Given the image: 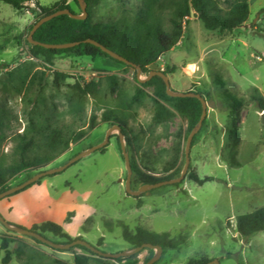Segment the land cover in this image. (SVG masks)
<instances>
[{
  "label": "rangeland",
  "instance_id": "374dc122",
  "mask_svg": "<svg viewBox=\"0 0 264 264\" xmlns=\"http://www.w3.org/2000/svg\"><path fill=\"white\" fill-rule=\"evenodd\" d=\"M61 1L76 14H83L75 0L40 3L51 6ZM219 1L227 8L226 0ZM185 4L186 0H103L91 10V17L124 27L134 25L139 15L148 12V21L160 24L167 32L174 31V21L181 23L177 48L157 65L168 72L174 91H193L206 99L208 112L191 148L188 174L214 179L198 185L187 175L178 186L165 185L143 196H132L126 191L125 161L116 137H112L118 135L115 130L103 151L43 181L53 182L50 192L57 197L66 190L73 194L67 211L58 210L50 217L53 220L40 212L15 211L11 206L20 192L0 200V214L8 222L32 229L54 221L72 238L82 237L110 254L134 249L123 238L125 228L132 234L143 228L169 233L173 239L186 238L179 248L163 251L154 264H190L205 259L219 264H264V231L245 239L236 230L238 216L264 207V112L251 102L253 95L264 98V0L249 1V19L234 33L206 31L193 11L178 20ZM37 20L32 10H18L0 1V68L5 67L0 74V107L12 118V130L0 144V169L7 175L6 185L12 188L29 179L26 173L10 176L7 170L17 160V135L39 114L41 125L49 116L87 131L80 142L44 170L62 167L104 142L112 127L104 122L105 117L118 113L136 139L130 155L140 168L156 172L158 179L180 176L186 162L187 121L176 113L165 123L154 121V89L144 88V96H135L138 84L133 66L107 57L67 56H58L53 65H47L42 58L33 57L28 37ZM56 71L67 76L60 86L55 85ZM147 77L142 73L140 79ZM78 82L87 83L83 103L72 101L80 94L74 89ZM225 91L244 100L245 107L232 114ZM92 122L95 128L90 130ZM234 157L237 164L230 162ZM138 189L134 186L133 190ZM69 216L71 222L66 223ZM3 239L8 242L6 249L0 250V264H75L76 255L87 258V264H147L156 255V250L144 249L126 259H115L80 248L56 250L0 222V248Z\"/></svg>",
  "mask_w": 264,
  "mask_h": 264
},
{
  "label": "trees",
  "instance_id": "16d2710c",
  "mask_svg": "<svg viewBox=\"0 0 264 264\" xmlns=\"http://www.w3.org/2000/svg\"><path fill=\"white\" fill-rule=\"evenodd\" d=\"M0 1L11 5L18 10H32L37 15L38 20L64 9H69L75 13L70 5L63 1L51 6L41 5L40 0ZM102 1L103 0H84L87 5L88 12V17L85 20L74 19L68 15H60L44 23L34 34V40L42 44H69L76 42H80V44L65 49H48L41 45L30 44V52L33 57L42 58L47 65H53L54 59L58 56L90 57L92 59L107 57L119 64L128 65L111 58L98 46L85 42L86 40L91 39L105 46L107 49L118 53L133 64L141 67L142 73L149 76L152 71V65L157 64L160 58L166 56L177 48V43L182 30L181 23L174 21V31L167 32L160 24L150 23L148 21V12H145L144 15H139L138 18H136L137 20L135 24L132 26L126 25L121 27L117 23L106 24L94 21L91 17V10L99 6ZM249 1L250 0H226L225 5L227 8H225L219 0H186L185 8L179 14L178 20L189 17L193 11L206 31L212 33H234L245 27L249 19ZM75 2L80 5L78 0H75ZM262 12L264 13V9ZM34 24L30 26V32ZM4 69L5 67L0 68V74ZM168 69L170 68L168 67ZM164 73L167 74L168 72L165 71ZM66 78L67 76L64 73L56 71L55 85L60 86V83L64 82ZM135 79L138 84L135 89V96H144V88L154 89V96L152 100L155 105V122L160 124L165 123L176 113L187 121L188 135L197 127L203 111L202 103L199 99L192 97L169 96L166 84L159 76H153L147 82H141L138 77ZM215 82L220 83L219 79H215ZM220 84L222 85L223 83ZM85 85H87L86 82L76 83L74 89L80 94L76 97L74 96L72 101L78 100L79 103H83ZM225 93L226 97L229 99L228 106L232 114L238 113L245 107L246 102L244 100L239 99L231 93H227V91H225ZM251 102L256 103L259 110L264 112V98L261 95H253L251 97ZM41 104L44 105V102H41ZM32 113L34 114V112ZM41 116H43V114ZM39 118L40 114L31 118V122L24 133L17 135V160L7 170V172L10 173V176L26 173L29 175L28 178L30 179L33 177V175H30L31 173L44 171L49 164L67 152L71 148L72 144L80 142L87 133L84 127L75 128L73 125H67V123L62 119L54 117L51 118L49 116L44 117L45 123L41 125L39 124ZM104 122L109 123L112 126L116 124L121 127L126 148L130 155V152L134 151V148L136 147V139L132 132L128 129L123 118L118 113H114L112 116H106ZM94 128L95 123L92 122L89 125V129L92 130ZM11 130L12 118L5 108L0 107V144L4 140L5 135L8 132H11ZM234 135L238 136V132H234ZM112 137H116L118 150L122 153V158L124 160L120 137L118 135ZM103 149L104 148L98 151H103ZM130 160L133 170V189L134 186H138L140 188L143 185L156 184L162 181L174 179V176L158 179L154 175L156 172L150 170L144 172L132 154L130 155ZM230 162L235 164L238 163L235 157L232 158ZM168 171L170 170H166L165 172ZM56 175L57 174L46 176L32 186L40 185L45 179ZM188 177L198 185H203L214 179L212 177L201 178L195 172L189 173ZM6 180L7 175L0 169V187L4 191L11 188L6 185ZM178 185L179 184H176L175 186ZM32 186H28L20 192L25 191ZM143 195L144 194L141 196ZM69 222H71L70 216L66 219V223ZM31 230L52 240L46 236L50 234L53 237L62 240V244H69L79 239L84 240L82 237L72 238L64 230L61 224L53 221L36 224ZM236 230L238 234L245 239L250 238L258 232L264 231V207L259 208L252 213L238 216ZM30 238L40 244H43L33 237ZM123 238L134 249L142 246L143 244H152L154 246H160L163 251L167 249H177L186 242L185 237L173 239L169 233H156L143 228H138L136 234H132L127 228H125ZM7 242V239H3L0 250L6 249ZM76 248L86 250L90 254L96 255L82 245H77L68 250L61 251L73 252ZM123 259H126V257ZM211 261L212 260L205 259L190 264H208ZM87 263V258H83L78 255L75 256V264Z\"/></svg>",
  "mask_w": 264,
  "mask_h": 264
},
{
  "label": "water",
  "instance_id": "95a60500",
  "mask_svg": "<svg viewBox=\"0 0 264 264\" xmlns=\"http://www.w3.org/2000/svg\"><path fill=\"white\" fill-rule=\"evenodd\" d=\"M78 1H79V4H80V7H81V10H82L83 14H76V13H73L69 9H64V10H59V11H57V12H55V13L49 15V16H45V17L41 18L40 20H38L34 24L32 30H31V32L29 34L28 41L31 44L41 45V46H43L45 48H48V49H65V48L73 47L75 45L80 44V42L69 43V44H42V43H39V42L34 40L35 32L44 23L50 21L51 19H53V18H55L57 16L68 15L71 18L78 19V20L87 19V17H88L87 5L85 4L84 0H78ZM85 42L86 43H91V44H94V45L98 46L108 56H110L111 58H113V59H115V60H117L119 62H122V63H125V64H128L130 66L135 67L137 69V77H138V79L141 82H147L153 76H159V77H161L164 80V82L166 84L167 93H168L169 96H172V97H192V98H197V99L200 100V102L202 103V109H203L202 116H201V119H200L199 124L197 125V127L194 130H192V132L188 136L187 143H186V151H185L186 162H185V166H184V169H183L181 175L179 177L171 179V180L162 181V182H159V183H156V184L143 185L138 190H133V188H132L133 170H132L130 155H129V153L127 151V148H126V144H125V141H124V135L122 133V129H121V127L119 125L115 124V125H113L110 128V130H109L104 142H102V143H100V144H98L96 146L91 147L90 149H88L85 152L81 153L80 155L76 156L72 161H70L68 164H66V165H64L62 167L38 172L37 174H35L33 177H31L30 179H28L24 183H22L20 185H17L15 187H12V188L4 191V192H1L0 193V200L3 199V198H6L8 196H11V195H13V194H15L17 192H20L21 190L27 188L28 186H32L37 181H39L40 179H42V178H44L46 176L61 173L64 170H66L67 168H69L70 166H72L73 164H75L76 162H78L79 160H81V159L91 155L92 153H94V152H96V151L108 146V144L110 142L111 135H112L113 131H115V130L118 131V136L120 137V141H121V148H122L123 157H124V161H125V164H126V170H127L126 191L130 195L135 196V197H139L143 193H145V192H147L149 190H153V189L165 186V185L180 184L187 177L188 172H189V168H190V164H191V156H190V154H191L192 143H193V140H194L196 134L201 129V127H202V125L204 123V120H205V118L207 116V112H208V104H207L206 99L201 94H198V93H195V92H177V91H174L172 89V87H171L169 76L167 74H165L164 71L161 70V68L157 64L152 65V71L150 72L149 76L146 79L141 80L140 79V76L142 74L141 67L133 64L132 62H130L129 60H127L123 56L119 55L116 52H113V51L107 49L105 46L101 45L100 43H98V42H96L94 40L88 39ZM0 222L6 228H8V229H10L12 231H16V232L21 233L23 235H26V236H29V237H33V238L39 240L40 242H42L43 244H46V245L51 246L52 248L58 249V250H68V249H70V248H72L74 246L82 245V246H85L87 249L91 250L93 253H95V254L103 257V258H115V259L116 258H120V257H127V256H130V255L137 254V253L141 252L144 249H154V250H156V255L147 264H154L155 262H157L160 259V257L163 254V249L160 246H154L152 244H143L142 246L137 247V248H135V249H133V250H131L129 252H120V253H116V254H110V253L102 252L99 248H97L96 246L90 244L86 240L79 239V240H75V241H73V242H71L69 244L57 243V242H55L53 240H50V239L46 238L45 236H43L42 234H40L38 232H35V231L31 230V229H27V228H23V227H19L17 225L11 224L1 214H0ZM208 264H219V262L217 260L216 261L214 260V261H211Z\"/></svg>",
  "mask_w": 264,
  "mask_h": 264
},
{
  "label": "crops",
  "instance_id": "0c3cea01",
  "mask_svg": "<svg viewBox=\"0 0 264 264\" xmlns=\"http://www.w3.org/2000/svg\"><path fill=\"white\" fill-rule=\"evenodd\" d=\"M52 183L53 182L47 180L43 182L42 185H35L30 189L21 192L11 208H14L15 211H28L33 213L34 215L40 212L42 216L48 217L49 220H53L50 217L55 216L58 210L61 211L63 209L67 211V209L69 208L68 198L73 194L70 191L66 190L63 191L61 195H59V197L53 195L50 192ZM77 207H80L81 212L82 206L78 205Z\"/></svg>",
  "mask_w": 264,
  "mask_h": 264
}]
</instances>
